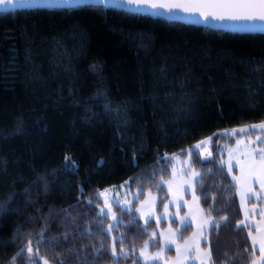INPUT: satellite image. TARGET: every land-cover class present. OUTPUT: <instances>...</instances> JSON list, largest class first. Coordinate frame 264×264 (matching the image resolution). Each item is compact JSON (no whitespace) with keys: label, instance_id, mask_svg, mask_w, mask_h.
<instances>
[{"label":"trees","instance_id":"obj_1","mask_svg":"<svg viewBox=\"0 0 264 264\" xmlns=\"http://www.w3.org/2000/svg\"><path fill=\"white\" fill-rule=\"evenodd\" d=\"M262 123L264 34L92 5L0 13V264H30L29 241L31 264H143L176 222L119 211L109 233L96 194L129 183L164 202L170 157L206 139L210 156L185 160L212 221L201 247L210 264H252L225 149L264 129L219 139Z\"/></svg>","mask_w":264,"mask_h":264},{"label":"rangeland","instance_id":"obj_2","mask_svg":"<svg viewBox=\"0 0 264 264\" xmlns=\"http://www.w3.org/2000/svg\"><path fill=\"white\" fill-rule=\"evenodd\" d=\"M254 129L260 130L261 128L253 126L241 128L244 131H253ZM241 130L234 129L222 133L224 137L219 139L220 145L228 140L225 136L234 137L236 132ZM260 148H264V132H259L252 138L237 139L234 145L225 149L224 162L232 178L234 179L232 172L234 167H237L240 172L234 180L239 186V199L244 208L247 207L246 201L248 198L260 199L262 195L261 180L264 178L257 176L250 179L247 176L248 167L252 165L260 167L258 154L255 160L252 159V150ZM192 149L199 153L202 158H207L211 154V139H206L203 143L195 145L183 154L170 157L173 166L171 179L167 182H161L168 193V199L164 202L160 201L158 193L146 191L141 195L140 190H131L129 183L96 194L101 202L99 214L108 218L106 230L109 233L121 222L119 211L133 213V216L140 219L143 224L148 221H154L156 225L161 222H176V228L166 225L162 228L158 227L156 232H152L148 243L154 242L156 240L155 233H159L160 245L156 249L150 250V246L145 248V243L138 250V257L143 264H201V262H204L203 257L207 256L209 252V249H202L201 244L206 239L212 221L201 209L198 195L194 191L200 173L189 168L188 162L185 161ZM242 169H244L243 173ZM244 197L247 198L243 199ZM181 221H183V224ZM185 226H191V232L183 241H179L177 237L179 236L178 230ZM161 247L164 248V251L161 253L160 258L153 259V255L159 252ZM178 248L180 250L179 254L177 252ZM113 249L114 247L111 249L112 253ZM122 253L121 255L125 254ZM118 254L112 255L115 258ZM261 261L264 260L261 259Z\"/></svg>","mask_w":264,"mask_h":264},{"label":"water","instance_id":"obj_3","mask_svg":"<svg viewBox=\"0 0 264 264\" xmlns=\"http://www.w3.org/2000/svg\"><path fill=\"white\" fill-rule=\"evenodd\" d=\"M151 2L168 5V7L151 8L143 6L137 9L135 5L128 4L125 0H104L103 3H100L99 0H70L68 4L62 3V0H47V3L37 2L35 4H25L23 2L16 3V0H12V3H9L8 0H0V13L37 8L70 9L92 5L149 15L226 32L264 34V22L212 18V14H233L246 11L247 9L221 6L240 3L242 0H151ZM175 5L194 7H191L189 11H185L184 8L175 7ZM5 8H7L8 11H4ZM201 12L209 13L207 19L200 14Z\"/></svg>","mask_w":264,"mask_h":264},{"label":"snow or ice","instance_id":"obj_4","mask_svg":"<svg viewBox=\"0 0 264 264\" xmlns=\"http://www.w3.org/2000/svg\"><path fill=\"white\" fill-rule=\"evenodd\" d=\"M9 3H12V0H8ZM32 3L35 4L37 2H43V3H47V0H16V3ZM70 2V0H62V3L64 4H68ZM100 3H103L104 0H99ZM126 3L128 4H132L135 5L137 9H139L140 7L143 6H147V7H151V8H157V7H168V5H163V4H157V3H153L151 2V0H125ZM222 7H231V8H242V9H247L246 11L242 12V13H233V14H221V15H215L212 14V18L213 19H232V20H247V21H260V22H264V0H242V2L240 3H232V4H225V5H221ZM175 7H181L184 8L185 11H189L191 7L194 6H186V5H175ZM4 11H8L7 8L4 9ZM202 16L205 17V19H207L209 13H204L201 12L200 13ZM253 127H259L261 129H264V123L258 125V126H253ZM244 131V130H241ZM203 143V142H202ZM252 159L255 160L257 158V154L259 157V161H260V167H257L255 165H252L250 167H248L247 169V176L252 179L255 178L257 176H260L262 178H264V148H260V149H253L252 150ZM66 161H70V157H66L65 158ZM231 170V169H230ZM244 172V169H242V173ZM234 179H236L234 177ZM261 188L262 190H264V179L261 180ZM247 197H244L243 199H246ZM181 223L183 224V221H181ZM251 235V233H250ZM187 243V242H186ZM256 244V240H253V245L255 246ZM149 243L146 242L145 244V248L149 247ZM157 247H159V245H157ZM28 253H29V261L31 264V257L33 256V250L31 247V241H29L28 243ZM164 251V248L161 247L160 251L155 253L153 255V259H159L161 256V253ZM261 251L264 252V242H261ZM177 252L179 254L180 250L179 248L177 249ZM38 251L36 252V255H38ZM113 255H116V251L115 249H113ZM143 254V252H142ZM21 253H17L16 257H13V264H15L16 258L18 256H20ZM207 257L209 260H211V251H209L207 253ZM262 260H264V256H262ZM44 264H47V261H44Z\"/></svg>","mask_w":264,"mask_h":264},{"label":"crops","instance_id":"obj_5","mask_svg":"<svg viewBox=\"0 0 264 264\" xmlns=\"http://www.w3.org/2000/svg\"><path fill=\"white\" fill-rule=\"evenodd\" d=\"M257 167L259 166L257 165ZM226 169H227V172L230 174L227 166H226ZM233 169H235V172H233ZM233 169H232V172L234 174V177L237 178L240 172L237 167H234ZM230 177L232 181L235 183L236 181L232 178L231 174H230ZM235 184H236V198H237L238 206H239L240 213H241V219H240L239 225L246 227L249 243L252 249L254 251H257V257L252 262V264H264V261H261L262 255L264 254V252L261 251V242H264V193H263V190H262V195L260 199L248 198L246 201L247 207L244 208L242 207V203L239 199V186L237 183ZM254 239L256 240L255 246L253 245ZM204 241H206V239ZM203 260L204 262L203 263L201 262V264H210V260L208 259L206 255L203 257Z\"/></svg>","mask_w":264,"mask_h":264}]
</instances>
